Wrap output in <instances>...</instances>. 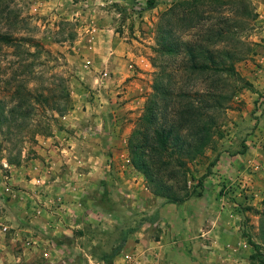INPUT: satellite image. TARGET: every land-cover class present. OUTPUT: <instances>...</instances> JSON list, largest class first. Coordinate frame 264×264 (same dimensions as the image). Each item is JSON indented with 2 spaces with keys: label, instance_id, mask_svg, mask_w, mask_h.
<instances>
[{
  "label": "crops",
  "instance_id": "obj_1",
  "mask_svg": "<svg viewBox=\"0 0 264 264\" xmlns=\"http://www.w3.org/2000/svg\"><path fill=\"white\" fill-rule=\"evenodd\" d=\"M253 2L264 20V0ZM87 48L80 46L90 53ZM91 48L96 70L117 76L93 72L88 82L104 106L92 110L80 96L74 99L65 127L77 135L56 130L40 142L38 160L10 165L7 192L0 179V264H235L237 255L223 249L246 238L244 224L231 222V202L240 200L238 185L261 156L259 147L249 140L246 151L233 155L237 137L228 140L229 150H221L209 175L201 173L202 185L183 204L153 195L127 150L129 120L148 90V62L118 37L100 34ZM257 58L263 66L256 59L242 71L262 92L264 52ZM84 120L94 124L83 127Z\"/></svg>",
  "mask_w": 264,
  "mask_h": 264
},
{
  "label": "rangeland",
  "instance_id": "obj_2",
  "mask_svg": "<svg viewBox=\"0 0 264 264\" xmlns=\"http://www.w3.org/2000/svg\"><path fill=\"white\" fill-rule=\"evenodd\" d=\"M148 1L0 0V10L4 11L0 33L11 35L13 10L25 21L15 36L31 38L44 47L41 57L34 60L22 52L20 55L11 45L0 44V101L3 102L0 106V179L5 186V192L8 186L7 178L11 177L10 165L20 167L38 160L37 147L41 145L40 142L52 137L56 130H67L68 137L77 135L76 129L65 127L66 118H69L72 115L71 110L75 109L74 99L80 96L81 100H84L83 103H88L92 110L104 106L102 97L97 98V90L89 84V77L93 72L100 73L101 79H109L110 75L114 78L117 75L116 70L97 71L90 57V53L94 51L91 45L100 34L105 37H118L131 47L136 59L143 57L148 62V90L144 93V104L137 109L136 116L129 120L133 125L129 141L144 117L148 98L153 93L154 78L161 64L157 62L156 66L153 61L159 55L155 41L157 26L161 23L163 14L183 0H155L156 4L153 5ZM249 1L255 6L258 15L252 28L245 33L249 40L255 43L254 53L237 64V71L242 78L239 83L240 91L223 118L222 125L216 130L211 145L202 156L188 164L187 186L190 191L197 190L199 183L202 184L204 179L201 173L210 174L221 155V150H229L228 147L224 148L228 140H232V143L235 141L233 137H237L235 149H230L233 155L246 151V142L249 140L251 145L259 147L261 156L253 159L255 162L252 161L249 166L248 179L242 180L238 185L240 200L232 199V211L229 213L231 222L244 224L241 235L246 240L242 244L238 243L236 247L227 245L223 251L237 255L235 264H264V246L259 239L264 212V113H261L264 112V90L260 92L247 76H243L242 71L248 68L246 65L249 63L255 65L256 59L259 61L256 65L263 66L257 57L264 52V20L258 11V5L253 0ZM83 44L88 46L90 53L80 50ZM30 50L36 51L33 47H30ZM22 59H26L24 65L31 64L34 71L33 74L26 73L22 80L27 81L28 88L32 89L34 97L38 98V104H35V111L31 113L30 119L17 122L18 125H12L15 128L11 130V77L17 71L22 72V67L19 69L17 64ZM23 69L26 71V68ZM66 94L69 95L68 98ZM66 99L68 110L63 114L53 111L55 106H63ZM86 109L87 107L84 108ZM47 117L54 120L48 124ZM92 123L94 124L90 120H84L81 125L88 128ZM49 126H52L51 130L42 129ZM240 126L242 129L239 130ZM127 150L129 151L128 143ZM141 175L145 187L149 190L145 176ZM222 194H229L226 186L223 187ZM102 234V231H99L95 236L101 237Z\"/></svg>",
  "mask_w": 264,
  "mask_h": 264
},
{
  "label": "trees",
  "instance_id": "obj_3",
  "mask_svg": "<svg viewBox=\"0 0 264 264\" xmlns=\"http://www.w3.org/2000/svg\"><path fill=\"white\" fill-rule=\"evenodd\" d=\"M148 2L156 4L155 0ZM3 13L0 10V22ZM257 16L249 0H183L164 13L157 26L159 55L153 61L156 66L161 64L144 117L128 147L133 168L145 176L151 193L168 203L183 204L195 195L196 189L190 191L187 186L188 164L211 145L240 91L237 64L254 53L255 43L245 33ZM24 23L11 10V35L0 33V44L39 59L43 45L15 36ZM30 47L36 51L31 52ZM24 63L26 59L19 60L22 72L11 77V130L17 122L30 119L38 104L27 81L22 80L26 73H34L31 64ZM65 101L53 111L63 114L68 110ZM46 120L50 124L54 118ZM259 239L264 246V212Z\"/></svg>",
  "mask_w": 264,
  "mask_h": 264
},
{
  "label": "built area",
  "instance_id": "obj_4",
  "mask_svg": "<svg viewBox=\"0 0 264 264\" xmlns=\"http://www.w3.org/2000/svg\"><path fill=\"white\" fill-rule=\"evenodd\" d=\"M130 163H131V161H130ZM37 184H42V183L40 182V180H38ZM2 231H3L4 233H8V232L10 231V227H9L8 225H5V226L2 227ZM131 259H132V258L129 257V260H131Z\"/></svg>",
  "mask_w": 264,
  "mask_h": 264
}]
</instances>
